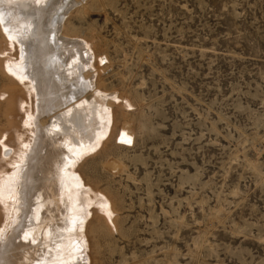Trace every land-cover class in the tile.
Returning <instances> with one entry per match:
<instances>
[{
  "label": "rangeland",
  "instance_id": "374dc122",
  "mask_svg": "<svg viewBox=\"0 0 264 264\" xmlns=\"http://www.w3.org/2000/svg\"><path fill=\"white\" fill-rule=\"evenodd\" d=\"M87 2L70 27L95 42L102 95L124 110L79 169L95 203L84 263L264 264V0ZM3 98L0 144L14 150L23 104L5 123Z\"/></svg>",
  "mask_w": 264,
  "mask_h": 264
},
{
  "label": "bare ground",
  "instance_id": "6f19581e",
  "mask_svg": "<svg viewBox=\"0 0 264 264\" xmlns=\"http://www.w3.org/2000/svg\"><path fill=\"white\" fill-rule=\"evenodd\" d=\"M87 1L0 0V45L9 52L5 63L0 58V78L10 87L0 95L3 118L11 121L20 98L22 133L29 136L14 150L0 144V163L10 167L0 184L7 218L0 232V264L87 260L83 240L95 203L79 169L106 146L115 131V110H124L122 98L115 105L114 97L102 95L95 42L74 35L70 27ZM88 92L95 94L89 102ZM106 212L114 217L113 209Z\"/></svg>",
  "mask_w": 264,
  "mask_h": 264
},
{
  "label": "built area",
  "instance_id": "2783aa9c",
  "mask_svg": "<svg viewBox=\"0 0 264 264\" xmlns=\"http://www.w3.org/2000/svg\"><path fill=\"white\" fill-rule=\"evenodd\" d=\"M260 149L259 152L261 153V155L264 157V136H263V141L262 143L259 145Z\"/></svg>",
  "mask_w": 264,
  "mask_h": 264
}]
</instances>
